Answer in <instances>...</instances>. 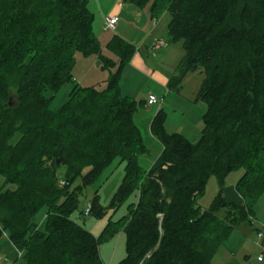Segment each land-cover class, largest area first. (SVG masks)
<instances>
[{
    "label": "trees",
    "instance_id": "1",
    "mask_svg": "<svg viewBox=\"0 0 264 264\" xmlns=\"http://www.w3.org/2000/svg\"><path fill=\"white\" fill-rule=\"evenodd\" d=\"M125 1L149 6L152 19L170 15L166 40L183 54L168 89L178 91L189 72L204 74L201 137L167 132L160 107L150 131L163 151L145 170L138 102L120 85L136 47L114 36L108 48L117 71L103 88L80 86L77 52L99 56L104 68L118 65L102 53L88 0H0V239L7 233L24 264H104L99 245L120 231L126 255L117 264H214L236 227H255L264 195V0ZM69 82L68 99L51 109L44 92ZM116 160L125 174L111 208L134 191L138 200L96 236L72 215L82 187ZM238 170L239 203L224 195L226 178ZM213 175L219 191L202 208L198 198ZM43 208L41 228L35 215ZM87 208L82 215L96 218L108 209L98 193Z\"/></svg>",
    "mask_w": 264,
    "mask_h": 264
},
{
    "label": "rangeland",
    "instance_id": "2",
    "mask_svg": "<svg viewBox=\"0 0 264 264\" xmlns=\"http://www.w3.org/2000/svg\"><path fill=\"white\" fill-rule=\"evenodd\" d=\"M125 2V3H124ZM135 6L139 11L133 9L130 11L132 15L124 17L123 5ZM88 7L92 13V27L95 36L99 40L102 48L103 55L111 56L117 64V56L114 55L112 50L108 48L109 41L118 36L129 43L133 44L136 49L140 48L141 53L144 54L145 47H141V39L148 34L151 21L149 6L141 8L137 7L131 2L125 0H88ZM122 11V13H121ZM141 12V13H140ZM140 13V14H137ZM123 14V15H122ZM145 17H142L144 16ZM116 16L117 24L114 30L106 29V18ZM123 25V29L118 24ZM138 22L140 25L138 29L132 27V23ZM131 23V24H130ZM118 28V29H117ZM122 36H129L130 39H125ZM149 43H147L148 45ZM168 57H162L155 59L149 58V65L153 68H160L161 70H167L169 73L174 74L176 67L183 54L180 44H174L169 46L166 50ZM158 51L153 50L150 53L155 55ZM114 55V56H113ZM96 55L85 56L80 52L76 53V64L73 70L75 83L80 86L95 85L98 88H103L106 84V80L111 73L117 71L120 64L112 69L104 68L102 65L97 64V60L94 61ZM147 58V60H148ZM166 63L165 65H162ZM131 65V64H129ZM131 68H129L130 70ZM96 74L98 80L96 82L84 81V77L88 73ZM127 72V71H126ZM121 77V90L123 96H131L137 102V110L135 112V121L139 126L144 142L147 145L148 151L139 155V163L145 169L149 170L155 160L163 151L162 143L159 139L153 135L150 131L151 123L161 107L165 112V129L167 132H178L187 137L191 142H197L201 137V131L203 127V115L207 110V104L205 101L198 98V92L204 74L200 71L189 72L181 81L179 90L161 88L156 85L154 80L146 78L145 75L134 73V71H128ZM123 75V73H122ZM154 79V78H153ZM74 83L69 82L63 85L56 93L47 89L44 94L47 97H52L50 107L53 110L59 109L63 103L68 99L69 93ZM152 92L161 101L155 105H149L147 102L145 105H141V100H147L148 94ZM17 137V136H16ZM125 163H120L116 160L113 164L103 170L99 177L91 184L83 186L79 195V209L76 210L72 217L79 223L85 225V227L91 230L96 236H100L103 230L108 225L110 219L113 221L118 220L127 213V206L130 203L137 202L138 191H134L130 194L127 200L118 208H111V203L114 194L117 192L122 179L125 174ZM240 170L232 172L226 178V185L231 186L237 182V179L241 175ZM81 184L80 179H75L72 187ZM219 191V181L215 175L211 176L207 182L205 194L198 198V204L202 208L210 207L214 197ZM98 193L100 203L103 206L108 207L107 214L103 218H96L93 215H82L86 208L89 207L94 195ZM264 195L260 200H264ZM257 212H264V204L257 205ZM82 212V213H81ZM256 212V210H255ZM45 208L39 210L35 215V220L40 223L41 228H44ZM257 230L247 224H241L236 227L232 236L224 242V245L218 250L214 256V264H260L257 261V254H253L255 248H257ZM126 235L123 231L118 232L114 237L103 240L99 245L100 257L104 264H117L126 255ZM245 255H248L247 259ZM0 264H24L22 257H20L18 250L9 240L6 234L0 239ZM264 264V262H263Z\"/></svg>",
    "mask_w": 264,
    "mask_h": 264
},
{
    "label": "crops",
    "instance_id": "3",
    "mask_svg": "<svg viewBox=\"0 0 264 264\" xmlns=\"http://www.w3.org/2000/svg\"><path fill=\"white\" fill-rule=\"evenodd\" d=\"M134 7L135 6H132V5L131 6H125V4H124L123 7H122V8H124V10H123L124 17L127 18L130 15H132L130 11H133V9L136 10V11H139V10H137ZM121 13H122V11H121ZM140 13H137V14H140ZM142 17H145V15L142 16ZM122 20H123V16L121 17V21L118 24V28H120V25H121L120 23L122 22ZM151 20H153V19H151ZM169 21H170V15H169L168 12H165L161 16L160 19H158L156 21H154V20L151 21L152 23H151V25L149 27L148 34L146 33V35L143 36L142 39H141V37H139V39H138V40L141 41V44H142L141 47H143V46L145 47L144 54L141 53V49L140 48H137L135 50V53H134V55H133V57H132V59H131V61L129 63L131 65L128 64L123 69L122 78H123L124 73L126 71H127L126 73H128V71H132L133 70L134 73H138V74L145 75L146 78H151L152 80H154V82L156 83V85L160 86L161 88L168 89V86H167L168 85V81H169L170 77L173 74L169 73L167 70H164V69L161 70L160 68H157V67L156 68H153L152 66L149 65V58L150 57H154L155 59H157V58H160L161 59L162 57H164V58H167L168 57V53L169 52H167L166 50L169 48V46H171V44H168V43H167L168 45L165 48L156 49V51H158V52L155 55L151 54L150 52L153 51V49H152L153 48V44H154V42L157 39H164V40H166V31H167V27H168ZM139 25L140 24L138 22L132 23V27L134 29H138ZM121 27L123 29V25H121ZM122 37H124L127 40L130 39L129 36H122ZM166 42H167V40H166ZM147 43H149V44L147 45ZM109 57H111V56H109ZM147 58H148V60H147ZM96 60H97V64L98 65H101V61L99 59V56H97V55L94 58V61H96ZM162 65H165L166 66V63H163L162 62ZM129 68H131V69L129 70ZM97 77L98 76L96 74H92L91 75V73L89 72L84 77V81H87V82H96V80H98ZM120 85H122L121 82H120ZM150 94H153L154 95V93L150 92L148 94V96ZM147 99H148V97H147ZM149 105H155V104H149ZM234 185H235V183H233V185H231V186L226 185L227 188L224 189V195L229 200H232V201H235V202H238L239 203L240 200H241V198L236 193V191L234 189ZM258 204H264V200H259L258 203L255 206L256 212H255V220H254V226L255 227L254 228L257 230V233L260 232V231H263L264 232V212L263 213L257 212V208L256 207H257ZM232 233H231L230 237L232 236ZM253 250H254V253L253 254H257L258 257L259 256H262V259L261 260H259L258 257H257V261H258V263L263 264V262H264V234L261 237H259L258 234H257V248H255ZM247 257H248V255H245V258L246 259H247ZM213 261H214V258H213Z\"/></svg>",
    "mask_w": 264,
    "mask_h": 264
},
{
    "label": "built area",
    "instance_id": "4",
    "mask_svg": "<svg viewBox=\"0 0 264 264\" xmlns=\"http://www.w3.org/2000/svg\"><path fill=\"white\" fill-rule=\"evenodd\" d=\"M116 24H117V17L116 16H112V17L106 18V29L107 30H114ZM167 45L168 44H167L166 40H164V39H157L154 42L152 49L153 50L162 49V48H165ZM147 102L149 104H157V103H159L161 101L155 95L150 94L148 96ZM61 183H64V182L61 181ZM88 211H89V208L86 209V212H88ZM263 234H264L263 231L258 232V236L259 237L263 236ZM258 259L261 260L262 259V256H259Z\"/></svg>",
    "mask_w": 264,
    "mask_h": 264
},
{
    "label": "water",
    "instance_id": "5",
    "mask_svg": "<svg viewBox=\"0 0 264 264\" xmlns=\"http://www.w3.org/2000/svg\"><path fill=\"white\" fill-rule=\"evenodd\" d=\"M57 164H58V165H60V164H61V162L58 160V161H57Z\"/></svg>",
    "mask_w": 264,
    "mask_h": 264
}]
</instances>
